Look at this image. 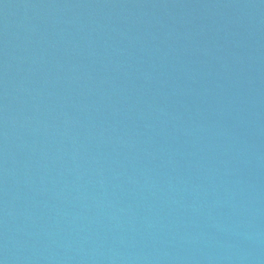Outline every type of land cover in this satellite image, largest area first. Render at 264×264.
<instances>
[{
	"label": "water",
	"instance_id": "1",
	"mask_svg": "<svg viewBox=\"0 0 264 264\" xmlns=\"http://www.w3.org/2000/svg\"><path fill=\"white\" fill-rule=\"evenodd\" d=\"M0 264H264V0H0Z\"/></svg>",
	"mask_w": 264,
	"mask_h": 264
}]
</instances>
